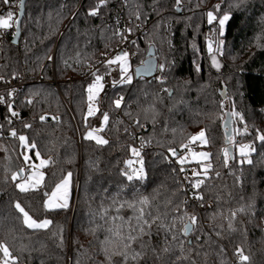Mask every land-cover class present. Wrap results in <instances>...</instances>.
Instances as JSON below:
<instances>
[{"label": "trees", "instance_id": "trees-1", "mask_svg": "<svg viewBox=\"0 0 264 264\" xmlns=\"http://www.w3.org/2000/svg\"><path fill=\"white\" fill-rule=\"evenodd\" d=\"M14 1L0 0V7ZM97 2L84 0L78 8L80 0H27L19 43L0 45V79L26 81L24 91L14 100L6 93L0 105V245L9 261L264 264V141L258 138L264 134V0H128L135 23L150 27L135 42L134 68L151 45L164 68L151 79L117 85L89 116L88 65L123 39L114 5ZM94 8L99 14L89 15ZM209 11L218 18L229 13L223 32L218 20L209 23ZM210 41L218 52L208 50ZM227 109L233 158L223 128ZM105 112L99 128L107 143L100 144L89 132ZM21 134L35 145L31 154L47 160L42 187L20 190L13 179L24 169ZM239 142L253 145L250 163L238 154ZM190 147L208 152L207 171L179 160ZM67 173L75 205L48 208V193ZM17 203L35 219L48 218L49 226L26 225Z\"/></svg>", "mask_w": 264, "mask_h": 264}, {"label": "built area", "instance_id": "built-area-1", "mask_svg": "<svg viewBox=\"0 0 264 264\" xmlns=\"http://www.w3.org/2000/svg\"><path fill=\"white\" fill-rule=\"evenodd\" d=\"M84 0H80L79 6ZM128 0H104V4L114 5L115 11L113 16V21L115 25L118 27L120 32L123 34V39L120 43L116 46L107 48L106 50L102 51L100 55L89 63L86 74L87 76H91L93 78V87L99 89L100 92L98 93L100 96V105L102 104V98L110 91H112L117 85L123 83L117 81L119 78V63H109L110 60H113L115 56L121 51L127 52L129 58L132 63L131 73L133 75V79L135 77V68L133 66V58L135 54L134 45L135 42L143 37L146 33L149 32V25L145 23H135L134 19L128 14ZM97 5L100 6V0H98ZM102 6V7H103ZM20 10V0H15L13 3L4 5L0 7V17L7 16V13L11 11L13 13V19L10 23L13 24L11 28L5 29L0 27V45H3L6 39H11L14 37L17 31V21L19 16ZM100 11V8H99ZM99 14V12H98ZM129 29L131 31H129ZM158 74V73H157ZM102 77L101 80H97L96 77ZM26 87V81L22 77H15L9 81H5L0 79V105L3 103V97L7 93V96L14 100L22 91H24ZM3 94V95H2ZM12 105H9V107ZM12 108V107H10ZM109 115L108 112H105ZM1 125V121H0ZM103 126L102 118H99L96 123L95 127L99 128ZM15 138L18 136L15 134ZM139 147L143 148V136L139 135L138 138ZM253 148V145L251 146ZM30 170L29 166H25L23 169V173L28 172ZM145 171L142 169V173ZM192 189H195V186H192ZM211 205V202L204 203L201 206L202 210H207Z\"/></svg>", "mask_w": 264, "mask_h": 264}, {"label": "rangeland", "instance_id": "rangeland-1", "mask_svg": "<svg viewBox=\"0 0 264 264\" xmlns=\"http://www.w3.org/2000/svg\"><path fill=\"white\" fill-rule=\"evenodd\" d=\"M226 15H228V17H229V13H226ZM4 18H7V16H4ZM220 18H222V17H220ZM226 22L227 21H225L223 27L220 28L221 32H223ZM217 38H218L217 41L220 40L219 37H217ZM208 50L209 51L213 50L216 52L218 50V48H217V46H213L212 42L210 41L208 43ZM219 50H221V48ZM214 59L217 60V56H214L213 60ZM116 63H119V70H120V73L118 75L119 78L117 81L126 82L122 79V77L124 75H131V77L133 79V75L131 73L132 63H131V60L129 58V55L127 56L126 59H124L122 61H118ZM122 67L126 68L125 73L121 72ZM90 86H93V83ZM99 92H100V90L97 88L95 89L94 87L92 88L91 93H89V91H88V108L91 105V108L93 109V114L91 116L96 115L100 109V98H99L100 95L98 94ZM90 95L93 97V99L91 101H89ZM88 108H87V114H88ZM225 115H226V113H224V119H225ZM100 118H102V120H103V115ZM105 123H106V121L103 120V125ZM101 128L91 130L89 132V135H91L94 139L99 137V138H102L105 140L103 134L101 133ZM21 136H24L26 138V136L24 134H21L19 137H21ZM235 141H236V139L232 138V144L233 145H234ZM20 142L25 147L24 151L22 152V158L24 161L23 167L29 166L30 170L28 172L24 171V173L22 175L20 174V172L14 173L13 179L15 181V184H16L17 188H19V189H20V187H18V185L23 184L25 190L36 189V188L42 187L44 184V179H45L44 167L47 163V160L42 158L40 155H37V153H35V156L31 154L30 145L28 144L27 138L24 141L20 140ZM194 144L202 146L204 144L203 138L201 137L200 140L198 142H195ZM241 147H243V152L245 155L241 154ZM197 148H198V146H197ZM3 150H4V145H3V142L0 140V155L4 154ZM237 152L239 155H241L242 158H244L245 160L248 161L249 157H250V153H251V144L249 142H239L237 144ZM208 156H209V154L205 149L201 148L198 150L196 148L190 147L188 149V151H186L182 156H178V158L180 161L186 160L188 163H200L201 168L205 169L208 167V162H207ZM42 161L44 162L43 164H42ZM135 162H136V160H133L132 164ZM137 165H138L137 169L142 170V166L140 164H136V166ZM65 180L68 181L66 186L64 185ZM72 190H73V176H72V173H67L66 176L54 187V189L50 193H48V196L46 198V206L48 208H59L61 204H66L67 205L66 207H70L72 205L74 206L75 205V199L73 200V198H72V193H73ZM24 211L27 212L25 209H24ZM28 217L30 218L31 221H36L37 223L42 222L44 220L50 221L48 218H44V219H40V220L35 219L29 213H28ZM24 221H25V217H24ZM49 224L47 225V227L49 226ZM32 228H35V227H32ZM67 247L70 251H72V248H71L72 243L71 242L67 245ZM5 261H7V264H12L9 261L8 257H3L2 260L0 261V264H5Z\"/></svg>", "mask_w": 264, "mask_h": 264}, {"label": "snow or ice", "instance_id": "snow-or-ice-1", "mask_svg": "<svg viewBox=\"0 0 264 264\" xmlns=\"http://www.w3.org/2000/svg\"><path fill=\"white\" fill-rule=\"evenodd\" d=\"M3 2H4L5 4H7V3L10 2V0H3ZM179 2H180V0H177V3H178V4H179ZM23 4H24V0H20V5L23 6ZM103 4H104V0H100V6H103ZM217 8H219V6H217ZM98 12H99V8H94V9H92V10L89 12V15L95 16V15L98 14ZM207 16H208V19H209V23H212L213 20H218V23H219V25L221 26V28L223 27L225 21H227V20L229 19L228 15H226V14L223 15L222 18H218V17H216V16L213 15V12H212V11H209V12L207 13ZM138 18H139V17H137V19H138ZM12 19H13V13H12L11 11H9V12L7 13V18L0 17V27L5 28V29L11 28V27L13 26V24L10 23V21H12ZM17 23H18V22H17ZM129 31H131V30L129 29ZM121 38H123V36H121ZM127 56H128V53H127V52H123V51H121L120 53L117 54V56H116L113 60H110L109 63H116V62H118V61H122V60L126 59ZM48 59L51 60L52 57L49 56ZM163 68H164V65H161V66H160V69L163 70ZM121 72H122V73H125V72H126V68H123V67H122V68H121ZM96 79H97V80H101L102 77L97 76ZM122 79H123L124 81H126L127 83H131V81H132V77H131V75H124V76L122 77ZM92 88H93V86H89V88H88L89 93L92 92ZM0 99H2V98H0ZM92 99H93V97L90 95V96H89V101H91ZM114 105H115L116 108L121 107V99H116V100L114 101ZM92 114H93V109L91 108V105H90L89 108H88V115L91 116ZM40 119H41V121H44V120L46 119V117L41 116ZM53 119H55V117H53ZM107 119H108V115H107L106 113L103 114V120H104V121H107ZM26 127H28V125H26ZM12 135H15V132H13ZM203 136H204V133L201 132V133H200V137H203ZM89 138H92L91 135L89 136ZM258 138H259L261 141H264V134L259 135ZM19 139H20L21 141H24L26 138H25L24 136H21V137H19ZM194 139H195V138H194ZM96 140H97V143H100V144H105V143H107L106 140H104V139H102V138H99V137H97ZM30 147H31V148H35V145H34V144H33V145H30ZM171 151H172V154H173V155L176 154V150H175V149H172ZM241 154H242V155H245L244 152H243V147H241ZM37 155H39V153H37ZM248 162L250 163L251 161H248ZM43 163H44V162L42 161V164H43ZM226 163H227V161H225V164H226ZM205 171H207V169H205ZM14 178H15V177H14ZM131 178H132V177L129 176V179H131ZM201 182H202V181H198V182H197V186H198V184L201 183ZM67 183H68V181L65 180V181H64V185L66 186ZM18 187H20L21 190H25L23 184H19ZM143 203H146V201H144ZM66 206H67L66 204H61V205H60V207H66ZM16 208H17V210H18L19 212H21V213L24 215V217H25V223H26L29 227H35V228L42 229V228H46L47 225L50 223V221H48V220H44V221L39 222V223H37L36 221H31L30 218L28 217V213L24 211V209L20 206L19 203L16 204ZM142 218H143V213H141L140 216H139L137 219H138V221H139V220L142 219ZM195 219H196L195 217H192V218H191V220H192V224L195 223ZM144 223H147V221L145 220ZM192 224H189V225L186 226V228H185V231H186V232L191 231V229H192ZM131 239H133V237H129V240H131ZM126 247H127V245H126ZM0 248H2V251H3L4 256L7 257V256L10 255V253H9V251H8V248H7L6 246L0 245ZM125 258H127L126 254H125ZM241 259H242L243 261H247V260H248V257H247V256H243V254L241 253ZM5 264H7V261H5Z\"/></svg>", "mask_w": 264, "mask_h": 264}, {"label": "water", "instance_id": "water-1", "mask_svg": "<svg viewBox=\"0 0 264 264\" xmlns=\"http://www.w3.org/2000/svg\"><path fill=\"white\" fill-rule=\"evenodd\" d=\"M26 2L27 0H24L23 6L20 5L19 16H18V21H17L18 22L17 31L14 37L12 38V43L14 44L19 43V40L22 34V20L25 14ZM159 70H160V64H159L158 57L156 56L155 47L151 45L148 50L147 57L145 58V60L141 64L135 67V78L144 77V78L151 79L156 76ZM223 95L224 96L226 95V89L224 90ZM223 128L225 131V144L227 147V151L229 153V156L233 158L234 145L232 144V137H233L234 129H233V116H232L230 109H227L226 111L225 119L223 121ZM20 172L21 174H23L22 171ZM189 224H192V223L190 221L187 222V224L185 225V228ZM192 228H193V225H192ZM191 231H188V232L185 231V233L187 235H190Z\"/></svg>", "mask_w": 264, "mask_h": 264}]
</instances>
